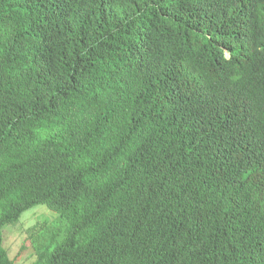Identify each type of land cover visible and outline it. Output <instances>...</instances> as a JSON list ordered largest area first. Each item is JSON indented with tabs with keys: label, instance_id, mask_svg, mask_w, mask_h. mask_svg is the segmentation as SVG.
Returning a JSON list of instances; mask_svg holds the SVG:
<instances>
[{
	"label": "trees",
	"instance_id": "1",
	"mask_svg": "<svg viewBox=\"0 0 264 264\" xmlns=\"http://www.w3.org/2000/svg\"><path fill=\"white\" fill-rule=\"evenodd\" d=\"M32 264H264V0H0L4 227Z\"/></svg>",
	"mask_w": 264,
	"mask_h": 264
},
{
	"label": "rangeland",
	"instance_id": "2",
	"mask_svg": "<svg viewBox=\"0 0 264 264\" xmlns=\"http://www.w3.org/2000/svg\"><path fill=\"white\" fill-rule=\"evenodd\" d=\"M56 214L45 205H39L25 211L17 223L4 227L3 246L10 259L15 260L24 240L36 234L45 224L53 221ZM36 260L33 250L15 260V264H32Z\"/></svg>",
	"mask_w": 264,
	"mask_h": 264
}]
</instances>
